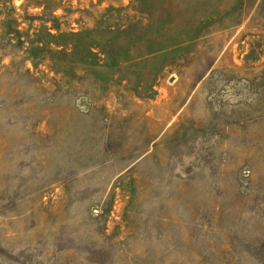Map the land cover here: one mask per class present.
Segmentation results:
<instances>
[{"label": "rangeland", "instance_id": "374dc122", "mask_svg": "<svg viewBox=\"0 0 264 264\" xmlns=\"http://www.w3.org/2000/svg\"><path fill=\"white\" fill-rule=\"evenodd\" d=\"M0 264H264V0H0Z\"/></svg>", "mask_w": 264, "mask_h": 264}]
</instances>
